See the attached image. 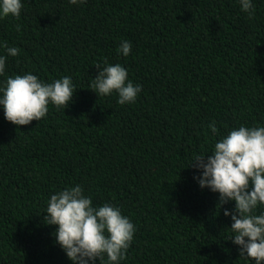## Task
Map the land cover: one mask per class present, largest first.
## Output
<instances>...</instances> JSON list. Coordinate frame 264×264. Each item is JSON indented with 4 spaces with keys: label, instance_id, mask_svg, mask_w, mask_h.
Returning a JSON list of instances; mask_svg holds the SVG:
<instances>
[{
    "label": "trees",
    "instance_id": "obj_1",
    "mask_svg": "<svg viewBox=\"0 0 264 264\" xmlns=\"http://www.w3.org/2000/svg\"><path fill=\"white\" fill-rule=\"evenodd\" d=\"M21 2L19 19L0 18V86L31 73L71 77L76 90L67 108L50 103L26 126L0 106V264H73L43 218L50 196L76 185L134 223L119 264H255L229 239L224 210L235 202L219 205L188 165L231 129L264 126V0H252L251 17L239 0ZM116 63L141 85L133 103L89 89L94 65Z\"/></svg>",
    "mask_w": 264,
    "mask_h": 264
},
{
    "label": "clouds",
    "instance_id": "obj_2",
    "mask_svg": "<svg viewBox=\"0 0 264 264\" xmlns=\"http://www.w3.org/2000/svg\"><path fill=\"white\" fill-rule=\"evenodd\" d=\"M69 3L84 4L86 0H69ZM241 10L253 15L252 0H239ZM21 0H0V18L20 17ZM17 31L20 25H16ZM7 54L17 56L19 48L8 47ZM130 41H122L118 51L124 56L131 52ZM6 56H0V75L4 74ZM90 85L97 96L118 93L117 103H133L141 85L128 79L127 69L121 64H106ZM76 88L71 77L65 76L46 83L36 75L25 73L8 77L0 86V106L4 117L16 126L39 121L49 111L51 103L64 110L73 99ZM213 134H219L216 123L208 125ZM195 155L189 167L202 170L198 180L201 188L208 187L219 193L218 204L234 201V209L224 210L233 223L230 228L235 235L232 243L239 246V256H246L255 264H264V126H240L231 129L214 145L210 155ZM251 185V187H250ZM44 222L56 225L55 240L73 264H103L105 255L108 264H119L126 258L127 249L134 238L136 227L122 215L119 207L109 203L94 207L90 196H85L80 185L67 187L50 196Z\"/></svg>",
    "mask_w": 264,
    "mask_h": 264
}]
</instances>
